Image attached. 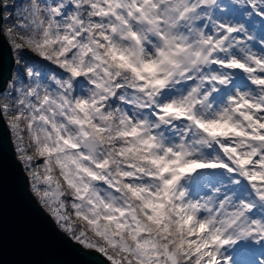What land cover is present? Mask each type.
<instances>
[{
  "label": "snow or ice",
  "instance_id": "obj_1",
  "mask_svg": "<svg viewBox=\"0 0 264 264\" xmlns=\"http://www.w3.org/2000/svg\"><path fill=\"white\" fill-rule=\"evenodd\" d=\"M0 124L100 264H264V0H0Z\"/></svg>",
  "mask_w": 264,
  "mask_h": 264
},
{
  "label": "water",
  "instance_id": "obj_2",
  "mask_svg": "<svg viewBox=\"0 0 264 264\" xmlns=\"http://www.w3.org/2000/svg\"><path fill=\"white\" fill-rule=\"evenodd\" d=\"M11 67L6 42L0 72ZM102 257L69 239L38 202L16 151L0 124V264H100Z\"/></svg>",
  "mask_w": 264,
  "mask_h": 264
},
{
  "label": "rangeland",
  "instance_id": "obj_3",
  "mask_svg": "<svg viewBox=\"0 0 264 264\" xmlns=\"http://www.w3.org/2000/svg\"><path fill=\"white\" fill-rule=\"evenodd\" d=\"M13 142H14V137L12 136Z\"/></svg>",
  "mask_w": 264,
  "mask_h": 264
},
{
  "label": "trees",
  "instance_id": "obj_4",
  "mask_svg": "<svg viewBox=\"0 0 264 264\" xmlns=\"http://www.w3.org/2000/svg\"><path fill=\"white\" fill-rule=\"evenodd\" d=\"M37 198V197H36ZM37 200H38V198H37ZM38 202H39V200H38Z\"/></svg>",
  "mask_w": 264,
  "mask_h": 264
}]
</instances>
